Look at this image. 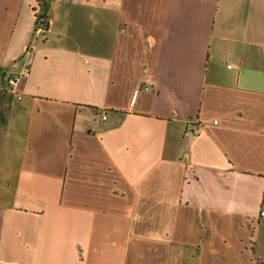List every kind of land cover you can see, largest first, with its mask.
I'll use <instances>...</instances> for the list:
<instances>
[{"label":"crops","instance_id":"obj_1","mask_svg":"<svg viewBox=\"0 0 264 264\" xmlns=\"http://www.w3.org/2000/svg\"><path fill=\"white\" fill-rule=\"evenodd\" d=\"M262 204L264 0H0V264H256Z\"/></svg>","mask_w":264,"mask_h":264},{"label":"built area","instance_id":"obj_2","mask_svg":"<svg viewBox=\"0 0 264 264\" xmlns=\"http://www.w3.org/2000/svg\"><path fill=\"white\" fill-rule=\"evenodd\" d=\"M43 23H44V19L41 17V15L40 16L38 15V19H37L38 28H41ZM28 77H29L28 72L23 73L19 76H15L8 81V85L10 87H14L21 79L28 78ZM103 119H105V117ZM195 125L196 124L193 121H189L186 124V128H185V133L187 135H190L192 139H196L197 137ZM260 218H264V204H262L260 208Z\"/></svg>","mask_w":264,"mask_h":264},{"label":"rangeland","instance_id":"obj_3","mask_svg":"<svg viewBox=\"0 0 264 264\" xmlns=\"http://www.w3.org/2000/svg\"><path fill=\"white\" fill-rule=\"evenodd\" d=\"M261 226H262V229L260 231L259 241H258V244L257 245L260 248H262V246L264 248V229H263V227H264V221L261 222Z\"/></svg>","mask_w":264,"mask_h":264},{"label":"trees","instance_id":"obj_4","mask_svg":"<svg viewBox=\"0 0 264 264\" xmlns=\"http://www.w3.org/2000/svg\"><path fill=\"white\" fill-rule=\"evenodd\" d=\"M44 11L46 10V5L43 6ZM42 18H45V16H41ZM256 264H264V262L258 260Z\"/></svg>","mask_w":264,"mask_h":264}]
</instances>
